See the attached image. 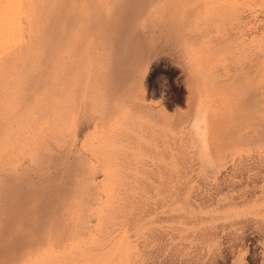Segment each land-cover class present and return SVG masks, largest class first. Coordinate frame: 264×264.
Here are the masks:
<instances>
[{"label":"rangeland","instance_id":"374dc122","mask_svg":"<svg viewBox=\"0 0 264 264\" xmlns=\"http://www.w3.org/2000/svg\"><path fill=\"white\" fill-rule=\"evenodd\" d=\"M81 3L0 0V264H264V0Z\"/></svg>","mask_w":264,"mask_h":264},{"label":"bare ground","instance_id":"6f19581e","mask_svg":"<svg viewBox=\"0 0 264 264\" xmlns=\"http://www.w3.org/2000/svg\"><path fill=\"white\" fill-rule=\"evenodd\" d=\"M134 1V0H133ZM132 0H82V3L79 5V10L75 13V15L72 18L71 24L72 27L70 28V22L68 23V29L70 32H73L74 34H77L76 40L77 46L76 47H82L83 49V57L79 58L81 59L79 63L84 66H87L89 63V60L87 58V54L92 53L93 51H97L99 48H101V42L104 40V33L105 28L108 31V29L111 30V22H116L118 17H115L117 15H114V10L119 8L124 3H132ZM126 4V5H127ZM128 6V5H127ZM137 7V6H136ZM145 9H142L139 13H142ZM122 11V10H121ZM139 11V10H138ZM119 15V14H118ZM129 15V14H128ZM137 15V14H136ZM110 16V18H109ZM127 18V17H126ZM165 22V21H164ZM167 24V23H166ZM114 26V23H112V27ZM120 26V25H119ZM139 28V27H138ZM250 28V27H249ZM67 29V31H68ZM250 29L249 31H251ZM66 31V32H67ZM164 31V30H163ZM120 32L127 33L128 30L126 28H121ZM116 33V32H115ZM116 36V34H115ZM75 39V38H74ZM73 39V41H74ZM68 37H66L62 41L63 44H66L67 50L68 47ZM72 41V42H73ZM100 42V43H99ZM76 44V43H75ZM71 45V44H70ZM73 45V43H72ZM75 47V48H76ZM103 47V46H102ZM77 49V48H76ZM178 49V48H177ZM66 50V51H67ZM78 51V50H77ZM81 52V53H82ZM59 55L63 54L62 48L60 46L58 50ZM67 53V52H66ZM70 53V52H69ZM80 53V52H79ZM95 53V52H94ZM260 53V52H259ZM67 55V54H66ZM72 55V54H71ZM154 55V54H153ZM70 56V55H69ZM92 56V55H91ZM72 57V56H71ZM97 57V56H94ZM100 57V56H99ZM103 57V56H101ZM62 58V57H60ZM66 58V57H65ZM68 59V58H67ZM74 59V58H73ZM78 59V58H76ZM78 59V60H79ZM62 59H60L61 61ZM69 61V60H68ZM72 61V60H71ZM102 61V60H101ZM62 63V61L60 62ZM64 63V62H63ZM62 63V64H63ZM209 63V62H208ZM91 64H93L91 62ZM101 65V64H99ZM75 68V67H74ZM80 70V67H78ZM96 68V67H94ZM205 68V67H204ZM68 69V68H67ZM100 69V68H99ZM85 70V69H84ZM90 70V69H89ZM81 71V70H80ZM93 71V70H92ZM95 71V70H94ZM98 71V70H97ZM77 72V71H76ZM93 73V72H92ZM68 74V72H67ZM85 74V73H84ZM86 75V74H85ZM89 75V74H88ZM86 75V76H88ZM91 75V74H90ZM89 75V76H90ZM94 76V75H93ZM78 77V76H77ZM89 78V77H88ZM182 78V77H181ZM86 81V79L84 80ZM62 82V81H61ZM95 83V82H94ZM59 84V83H58ZM90 93V92H89ZM112 94V93H111ZM90 96V95H89ZM220 96V95H219ZM188 99V98H187ZM84 103V102H83ZM83 111V110H82ZM153 111V110H152ZM151 111V112H152ZM150 112V113H151ZM207 112V111H206ZM149 114V113H148ZM207 115V114H205ZM238 115V114H237ZM207 117V116H205ZM251 118V117H250ZM258 118V117H257ZM263 118V117H262ZM129 119V118H128ZM136 119V118H135ZM181 120V119H180ZM208 120V119H207ZM235 121V120H234ZM252 121V120H250ZM236 122V121H235ZM256 122V121H255ZM198 123V122H197ZM258 123V122H257ZM260 123V122H259ZM263 123V121H262ZM143 124V123H141ZM171 124V123H170ZM207 124V123H206ZM228 124V123H227ZM253 124V123H252ZM132 125V124H131ZM188 125V124H186ZM208 125V124H207ZM259 125V124H258ZM241 126V125H240ZM256 126V125H255ZM146 127V126H145ZM154 127V126H153ZM178 127V126H177ZM213 127V126H212ZM260 127V126H259ZM235 129V128H234ZM243 131V130H242ZM149 134V133H148ZM235 136V135H234ZM233 137V136H232ZM255 137V136H254ZM245 140V139H244ZM243 145V143H242ZM235 146V145H234ZM239 147V146H238ZM172 183V182H171ZM222 189V188H221ZM256 194V193H255ZM251 202V201H250ZM236 203V202H235ZM19 210V209H18ZM60 223V222H59ZM54 226V225H53ZM28 232V230L26 231ZM75 232V231H74ZM41 243V242H40ZM32 248V247H31ZM29 249V248H28ZM101 250V249H100ZM31 251V250H30ZM99 251V250H98ZM19 255V254H18ZM22 255V254H21ZM20 255V257H21ZM119 255V254H118ZM25 256V255H23ZM22 259V258H21ZM12 264V263H11ZM128 264V263H127Z\"/></svg>","mask_w":264,"mask_h":264}]
</instances>
